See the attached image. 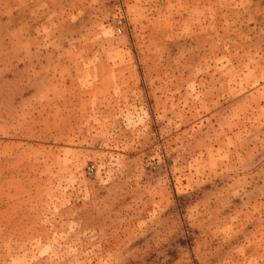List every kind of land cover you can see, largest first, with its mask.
<instances>
[{"label": "rangeland", "instance_id": "obj_1", "mask_svg": "<svg viewBox=\"0 0 264 264\" xmlns=\"http://www.w3.org/2000/svg\"><path fill=\"white\" fill-rule=\"evenodd\" d=\"M0 264H264V0H0Z\"/></svg>", "mask_w": 264, "mask_h": 264}, {"label": "built area", "instance_id": "obj_2", "mask_svg": "<svg viewBox=\"0 0 264 264\" xmlns=\"http://www.w3.org/2000/svg\"><path fill=\"white\" fill-rule=\"evenodd\" d=\"M117 23H120V19L117 21Z\"/></svg>", "mask_w": 264, "mask_h": 264}]
</instances>
